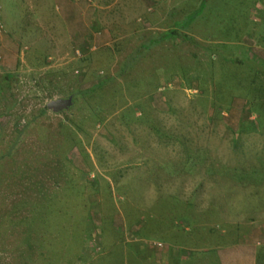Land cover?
Instances as JSON below:
<instances>
[{"label": "rangeland", "instance_id": "rangeland-1", "mask_svg": "<svg viewBox=\"0 0 264 264\" xmlns=\"http://www.w3.org/2000/svg\"><path fill=\"white\" fill-rule=\"evenodd\" d=\"M262 4L0 0V264H264Z\"/></svg>", "mask_w": 264, "mask_h": 264}, {"label": "trees", "instance_id": "trees-1", "mask_svg": "<svg viewBox=\"0 0 264 264\" xmlns=\"http://www.w3.org/2000/svg\"><path fill=\"white\" fill-rule=\"evenodd\" d=\"M199 15L198 12L195 11V13H193L191 16L188 17L187 20H184V22L180 25V26H176L173 25L170 30L166 33H163L161 35H155L153 37H151L150 39H148L147 42H144L142 47L137 50L136 52H134V54H132V56L130 57V60L127 62V64L125 65V67H129L130 68V61L137 59L139 56H142V50H148L152 47H154L157 44H160L162 41L167 40L170 37H174L177 34V30H184L187 28L188 25H190L192 23V21H194L196 19V17ZM135 56V57H134ZM10 76V75H9ZM104 83V82H103ZM102 82H99L97 84V86H101L103 84ZM45 108L47 109V107L45 106Z\"/></svg>", "mask_w": 264, "mask_h": 264}, {"label": "water", "instance_id": "water-1", "mask_svg": "<svg viewBox=\"0 0 264 264\" xmlns=\"http://www.w3.org/2000/svg\"><path fill=\"white\" fill-rule=\"evenodd\" d=\"M70 101V98L66 100L57 99L47 103L46 107L47 109H52L53 111H59L63 108H66L70 104Z\"/></svg>", "mask_w": 264, "mask_h": 264}, {"label": "crops", "instance_id": "crops-1", "mask_svg": "<svg viewBox=\"0 0 264 264\" xmlns=\"http://www.w3.org/2000/svg\"><path fill=\"white\" fill-rule=\"evenodd\" d=\"M261 7H262V9L259 11V13H261V14L263 15V18H264V4H262ZM259 8H260V7H259ZM260 18H261V16L258 15L257 18L254 19V21H255V20H259ZM127 257H128V255L126 254L125 257H124V260H123V264H130V263L128 262ZM253 259H254V258H253ZM131 264H135V262H133V263H131ZM247 264H251L250 261L247 260ZM252 264H254V263H252Z\"/></svg>", "mask_w": 264, "mask_h": 264}]
</instances>
